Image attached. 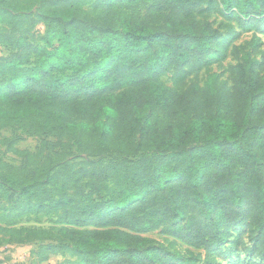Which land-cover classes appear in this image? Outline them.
<instances>
[{
    "label": "trees",
    "instance_id": "trees-1",
    "mask_svg": "<svg viewBox=\"0 0 264 264\" xmlns=\"http://www.w3.org/2000/svg\"><path fill=\"white\" fill-rule=\"evenodd\" d=\"M214 10L264 32V0H0V131L43 138L30 152L0 136L24 160L0 162V243L36 242L37 264H218L246 232L238 264H264V53L233 47L231 85L183 87L226 58ZM37 217L52 225L19 226Z\"/></svg>",
    "mask_w": 264,
    "mask_h": 264
},
{
    "label": "rangeland",
    "instance_id": "rangeland-1",
    "mask_svg": "<svg viewBox=\"0 0 264 264\" xmlns=\"http://www.w3.org/2000/svg\"><path fill=\"white\" fill-rule=\"evenodd\" d=\"M210 0H205L209 2ZM206 5L201 8H205ZM84 10H89V5L84 7ZM210 24L217 28L223 35L227 36V42L224 44L226 49V58L220 63L214 64L209 67L206 72L204 69L200 71L189 74L184 80V88L191 84L203 85L207 73H218L222 80H227L228 84L231 85L230 74L228 69L235 65L236 61L231 54L233 47H243L246 46L247 49L252 50L251 40L255 43L254 55L258 58H262L264 53V32L259 33L255 36L251 34L244 33L240 30L237 24L233 21L227 20L222 14L218 13L217 10L211 12L208 16H205ZM160 27V26H159ZM35 37H40L44 35V25L39 23L34 29ZM9 51L4 47L0 46V57H6ZM264 68V67H263ZM173 72L169 71L163 76H161V82L172 88ZM0 136L4 138H15L16 143L14 147L19 151H30L35 152L38 149L40 142L43 138L28 136L23 131L18 129H4L0 131ZM49 142L55 141L53 138H47ZM57 151H60L57 149ZM65 156L67 158H73L75 156L84 157L85 155L79 154L74 151V149L69 150ZM115 154H107L106 158H113ZM0 162L6 163L14 167H20L23 165L24 160L16 155L8 152L4 146L0 145ZM5 170L0 163V177L4 176ZM4 203H0L3 206ZM52 217H37L24 219L19 224L20 227L27 228H49L52 225ZM149 237L154 239L157 243L162 244L165 247L171 248L174 251H178L186 257L198 256L199 252L193 251L178 242H175L171 238L163 236L159 230H155L148 234ZM237 233L233 232L230 240V244L223 245L220 249V257L217 258L218 264H238L247 260L250 257V251L252 245L249 242L247 233L245 232L241 239L235 245H231V242L236 240ZM37 249V243H26V244H12L8 242L0 243V264H37L35 251ZM202 257V255H201ZM61 258L57 255L51 256L50 259L44 264H57Z\"/></svg>",
    "mask_w": 264,
    "mask_h": 264
}]
</instances>
